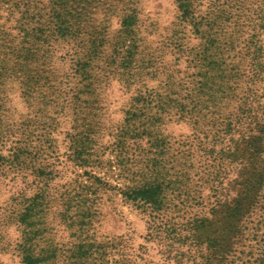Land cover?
I'll return each instance as SVG.
<instances>
[{
  "label": "rangeland",
  "instance_id": "obj_1",
  "mask_svg": "<svg viewBox=\"0 0 264 264\" xmlns=\"http://www.w3.org/2000/svg\"><path fill=\"white\" fill-rule=\"evenodd\" d=\"M102 1L74 42L0 52V264L30 249L29 264H264V0L187 18L173 0ZM9 2L3 32L25 10Z\"/></svg>",
  "mask_w": 264,
  "mask_h": 264
},
{
  "label": "trees",
  "instance_id": "obj_2",
  "mask_svg": "<svg viewBox=\"0 0 264 264\" xmlns=\"http://www.w3.org/2000/svg\"><path fill=\"white\" fill-rule=\"evenodd\" d=\"M8 1H10L9 5L11 7H13L14 5V7L17 8L18 5H21L22 8L25 9L24 12H22L21 17L18 18V20L14 21V25L11 28H8L9 32L0 31V52H6L7 50H9L11 52V55H16V53H18L15 56V59H17V61H20L22 58L33 52L39 51L40 53L46 54L54 45L53 43H56L57 41H61L62 43L74 42V38H78L80 32L86 28L85 26H82V23H84L82 16L84 10H86V8H88L89 6H97L101 4V2H103L102 0ZM173 2L176 4V8L180 11L181 15L184 18H187L188 14L190 13V10L196 9V6L200 4V0H173ZM132 25L133 24L131 19H127L123 22V27L125 29L130 28ZM87 36H89L90 38L93 37L91 32L88 33ZM98 36L99 38H101V35L94 34V42L96 43H100ZM18 39H23V43H21L17 47V45H13V43L16 42ZM49 42L53 43L49 44ZM43 46H45L46 48H43L41 50V48L39 47ZM87 56L88 54L85 53L86 58L84 57L83 60L78 61L79 65H77V68L83 75V78L86 80V83L88 84L86 85V87H84L83 94L90 97L93 96L95 92H93V86L91 85V83H89V80H91V64H88V62L91 60H89ZM47 79L48 77L46 78V80ZM46 91L48 92V96L49 94H55V96H57L56 88H47ZM44 92L45 91H43L42 93ZM230 127L231 125L228 124L225 127L222 136L220 135L218 138L215 137L212 139L215 140V143L212 144L213 146L218 145L219 140L231 139L232 135L234 134V128ZM86 131L87 130L81 131L82 137L77 140V142L72 143L75 147V150H73V154L77 153V155H75L76 159H80V156L82 157L84 152L89 147L87 143L81 142L83 138H85V136L87 135ZM240 150H242V152L237 155L239 164H241V166H248L246 165L249 159L248 152L244 148ZM237 161L236 163H238ZM231 164H229L228 166H230ZM151 189L152 187H148L146 191L142 192V194H144L146 197H141L139 199L143 200L144 203H147V205H155L157 202V200L153 199L154 193L149 192ZM136 192L139 194V191ZM21 259L24 264H29L33 261H38V255L33 251V249H30L22 252Z\"/></svg>",
  "mask_w": 264,
  "mask_h": 264
}]
</instances>
